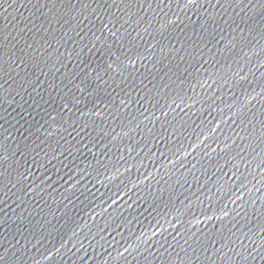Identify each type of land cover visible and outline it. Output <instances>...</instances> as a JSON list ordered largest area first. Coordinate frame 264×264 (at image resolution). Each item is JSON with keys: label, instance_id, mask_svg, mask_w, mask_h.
<instances>
[{"label": "water", "instance_id": "water-1", "mask_svg": "<svg viewBox=\"0 0 264 264\" xmlns=\"http://www.w3.org/2000/svg\"><path fill=\"white\" fill-rule=\"evenodd\" d=\"M5 1H7V0H0V5H1L2 3H4Z\"/></svg>", "mask_w": 264, "mask_h": 264}]
</instances>
